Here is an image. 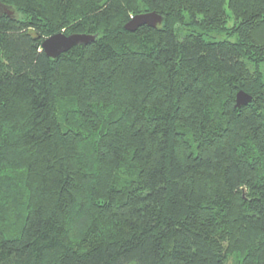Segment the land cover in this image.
<instances>
[{
	"label": "trees",
	"instance_id": "obj_1",
	"mask_svg": "<svg viewBox=\"0 0 264 264\" xmlns=\"http://www.w3.org/2000/svg\"><path fill=\"white\" fill-rule=\"evenodd\" d=\"M0 1V264H264V0Z\"/></svg>",
	"mask_w": 264,
	"mask_h": 264
},
{
	"label": "water",
	"instance_id": "obj_2",
	"mask_svg": "<svg viewBox=\"0 0 264 264\" xmlns=\"http://www.w3.org/2000/svg\"><path fill=\"white\" fill-rule=\"evenodd\" d=\"M1 14L11 16L13 12L0 1V15ZM161 23L162 17L160 15L156 12H148L133 16L124 26V29L128 32H134L142 26L157 28ZM95 38V36L85 34H72L67 36L63 33H58L46 38L41 43V49L47 57L55 59L75 46H86L91 44L94 42ZM251 99V96L248 94L238 92L236 95L235 107L240 108L242 106H246L251 102Z\"/></svg>",
	"mask_w": 264,
	"mask_h": 264
},
{
	"label": "rangeland",
	"instance_id": "obj_3",
	"mask_svg": "<svg viewBox=\"0 0 264 264\" xmlns=\"http://www.w3.org/2000/svg\"><path fill=\"white\" fill-rule=\"evenodd\" d=\"M204 38L207 41H215V42L225 41V40H228V41L237 40L236 35H228V33H224V32H211V33L206 34ZM259 69L264 75V63L260 64ZM229 263L233 264V261L231 260Z\"/></svg>",
	"mask_w": 264,
	"mask_h": 264
}]
</instances>
